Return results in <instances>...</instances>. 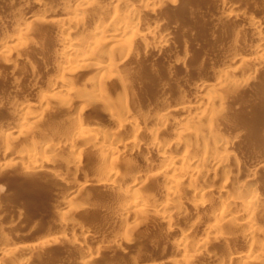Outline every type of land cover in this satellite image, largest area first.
Masks as SVG:
<instances>
[{
  "label": "rangeland",
  "instance_id": "rangeland-1",
  "mask_svg": "<svg viewBox=\"0 0 264 264\" xmlns=\"http://www.w3.org/2000/svg\"><path fill=\"white\" fill-rule=\"evenodd\" d=\"M20 1L22 2L20 3ZM25 1L27 0H0V35L5 31H14L16 24L14 13L16 14L15 11H18L16 9L23 7V5V8H25V5L27 4ZM128 1L131 6L138 9H136L137 15L135 18L139 19L142 24L140 31L141 35L134 36V40H132V51L134 56L132 55L133 58H130V61L128 60L130 63L127 61L128 65L125 64V66H129L130 64L131 67L129 66L130 68H128V70L126 66L125 72L123 70L121 73L122 76L124 75V79H121L124 81L126 79V89L122 91L123 89L121 90L118 88L119 84L116 85L118 83L115 84L116 81H114V83L112 81H107V90L104 88L106 90L103 91L104 95L108 94L107 96L109 97L111 95L113 100L117 99L118 101L127 94L131 96V93L133 92L131 97H135V113H137V111L139 113H137V117H141L142 113L140 114V112L145 111L152 116L153 114L158 115L161 112L162 105H176L179 99L181 100L183 97L194 100H205L207 96H218L219 98H222V114L220 117L218 116L219 118H214L217 121L214 120L215 123L214 121L213 123L216 126V130L221 133L222 131L225 132V134L223 133L224 136L226 138L228 137L231 141L228 154L230 153V157L233 156L235 160L230 158V162L231 160L236 161L237 159L242 163V166L239 169L235 168L234 161V163L232 162V166L230 164L231 167L229 166V170H231V173L229 175L231 178H229L228 181L234 183L233 181L236 179L235 183L238 180L236 184H240L245 178L244 176L251 175L250 173L252 172V175L255 174L254 176H256L257 179V185L255 188L257 187L256 189L259 198L264 201V97L262 96L264 93V64L254 65L252 63L253 67L252 65H249L251 67L246 68L245 71L249 74L245 73V75H247L248 78L251 76L250 79L246 78L247 81H249L245 83L246 85L241 83L242 85L231 87L230 80H228L229 75H227L228 71L234 69V67L236 68V64L260 56V54L253 50L257 45V42L254 44L255 41H257V37L252 34L253 28L251 27L253 26L252 24L254 21H261V17L264 16V4L262 3L264 0ZM98 2L106 4L110 2V0H99ZM249 13L254 16L252 19L244 16V14ZM122 15L123 13L120 16ZM123 16L125 17L126 15ZM86 20L85 23L88 22ZM156 22L157 24L159 23L161 31L164 33L166 32L168 35L169 38L166 42L157 43L152 35H144L145 33L148 34L145 26H151V24H156ZM41 26L39 28L38 25H36L37 29L34 26L33 29L36 31H34L32 35L38 31L37 34H35L36 37L35 35H30L26 41L27 45L18 49L19 55H21L16 62L13 71L3 65V62H0V125L14 124L24 120L25 115L29 113L27 111V114L25 112L24 115V113H20L19 110L22 108V110L26 111L28 105H37V98L31 94L32 89L29 87H19L24 90L20 91L16 86L18 80L30 73H35L37 75L36 84L40 87L45 86L44 88H49V86H51L49 85L51 84V80L49 79L56 76L57 69L54 64L57 59H59V56L61 57V55L64 54L60 50V45L63 35H67L68 32L62 33L59 31L58 27L54 25ZM144 30H146V32ZM69 32H73L74 35L79 33L74 27H69ZM31 37L32 39L29 41V38ZM34 37L35 39H33ZM155 42L161 46L159 48L162 50L157 48L158 46L154 44ZM108 55L109 53L107 50H100V54L97 58H104ZM56 56L58 57L56 58ZM237 59L238 61L235 62ZM52 60L54 61V64ZM90 63L92 65L86 68L87 72H93L95 66H101L103 64L96 58H92ZM131 64H133V66ZM53 65L55 67H53ZM86 71L85 74H88ZM39 76H41L40 78L42 79L39 80ZM122 76L120 75V77ZM237 76L239 75L237 74ZM223 78H227L229 83ZM219 80L221 84L218 83ZM127 81H130L128 82L130 86L127 84ZM86 83V79H80L77 82V88L79 90H85L86 88L88 91H93L94 94H96L95 92L99 93V91H96L90 86H88V88L87 86H84ZM209 83L211 85H216V88L210 89V87H205L201 89L203 85ZM15 86L20 93L16 91L17 89ZM197 96L199 97L195 98ZM201 97L203 99H201ZM51 107H54V104H52ZM54 109L55 116L53 120H55V122L57 121L59 125L61 124L60 122L63 123L64 121L67 122L70 120L72 123L77 119L81 121L84 119L85 121L83 122L88 121V123H96L99 126H104L102 127L103 129H107L108 127L111 128V126L113 127L112 124L109 125L112 122L111 120L108 121L110 118L106 116L108 114H105L107 111L100 109L91 103L85 105L80 103L77 104L76 101L73 100L67 107L65 106ZM31 110L38 111L34 107H32ZM153 111L155 113H153ZM106 117H108V120ZM53 120H50V118L46 119V122L43 120L45 123H42L43 126L40 127L42 129L37 130L38 132L35 131L27 135H22L17 137L16 140L0 141V257L6 255L10 251L8 244H16L18 247L38 245L39 249L34 256L37 257V259L35 258V260L33 257V260L31 259L32 261L30 260L31 263L29 262V264H69L66 261L67 255H69L73 248H76L72 251L77 252L78 256L72 264H87L90 262L87 258L88 251L92 252L99 248L108 247L105 249L104 256L102 255L99 259L100 261H95L94 264H101L102 262L104 264H171L173 259L170 257V254L173 252L175 246L179 244L178 238L181 234L183 235V233L193 234V241L186 244L187 255H192L193 246L195 243H199V241H203L201 242L203 244L206 242L216 250H222L224 248L234 250L241 248V244L239 243L236 234L242 229L238 227L237 224H223V230L221 229V232H218L219 234L216 232L212 233L211 231L208 232L206 227L208 224L206 223L208 222L207 217H209L210 213L215 212V210L218 209L217 207L220 208L221 206L220 203L213 204L216 202L214 199L210 201V204L209 200L211 198L207 200L201 198H197L196 200L195 198L193 200V202L203 200L206 206V211L205 209H194L192 202H190L192 204L187 203V205L183 207L184 209H181L183 214L185 213L184 215L182 214L184 218L182 216L181 218L177 216L173 217L171 219V222H173L171 228H168L169 225L165 224L161 217L159 218L158 213L152 214L154 216L150 215L149 217H145L137 223H132L128 220V224L130 222L131 224L129 225L133 226V236L131 235V242L127 248H125V245L121 246L120 238L122 237V232H120L119 224L122 219H118V217L115 216L118 211H116V208L112 203L114 194L113 196L112 194L109 195V193H107L108 189L106 190V187L103 188L101 186L94 187V189H90L91 191L88 189H84V191L81 188L86 185L84 183H89V181L91 182V180L94 179L97 180V178L99 179L98 173L100 170L97 169V164L99 163L94 162L96 161L93 159L95 158V154L90 151L92 150L90 146L85 145L80 149L79 157H81L82 166H80L81 168H79L78 172H75L71 167L67 168L62 164L64 162L63 160L66 158L65 152H62L63 154L61 152L45 154L44 157L42 156L36 159L31 158L20 161L19 163L12 161L11 159L13 158L10 155L9 157L6 156L7 154H4V151V153L1 152V145L4 143H6L4 145L8 144L10 147L19 151H24L26 148L33 145L42 146L47 142L59 145L63 144L70 138V134L67 131H63V128H60L59 126L54 130L55 132L50 133L44 127V124L45 126H50L49 123L53 122ZM181 122L184 123L183 119H181L180 123ZM177 127L175 125V128L172 126L171 129L177 131L179 128ZM225 127L230 128L226 129ZM41 130L45 131V133ZM124 130L125 129L118 133V135L120 134L119 141L121 142L123 140L125 141L130 134V132H128L130 129L128 130L126 128V130ZM167 133H164V137L167 135V139H172L171 136H169L170 134ZM174 147L171 155L180 156L184 150H181L176 146ZM53 158L57 160L62 159L60 162L61 164L54 166L56 168L53 167L55 172L53 170L45 172L42 170L25 173L26 169L30 168L32 164L39 167L45 166L43 168H46V166H49L48 163H51L50 160H54ZM119 158L122 159V157ZM129 158L132 159L130 160L131 164L138 167L139 171H145L146 168L148 169V167H145V164H143L144 162L141 163L142 158H139L138 156H132ZM124 159L125 158L122 160ZM94 170H98L99 172H95ZM55 173L58 174L56 175ZM212 174L211 176L209 174V177L204 175L201 178L202 180H198V183H201V185L205 183L204 185H206V182H208L207 184H210L211 181L215 179L217 180V177L215 178ZM142 176L143 178L139 182L140 184L142 182L141 186L144 184V191L142 192L146 194L149 189L148 187L151 186L150 180L147 177V173H143ZM230 179H233V181ZM163 184L162 181L159 182L160 186ZM65 186L74 187L77 192H79V189L83 190L82 192L80 191V194L83 193L81 196L79 194L80 199L78 198L73 202V205L75 203L76 205L75 210L72 213L68 212L73 206L70 205L71 203L68 200L70 196H66L63 193L64 197L62 196V198L58 199L56 203L55 201L52 203L53 195L57 192H63L66 188ZM76 191L74 192L76 195L73 194L72 197L77 196L78 193ZM182 192L183 191L181 190V193ZM144 193H141L142 197L145 196ZM182 194L184 195V193ZM157 197L159 196L157 195ZM146 199L147 197L145 200ZM208 205L210 208L207 207ZM67 208L69 209L67 210ZM237 210L238 209H236L235 212L236 215H244L245 212L241 210L240 213V210ZM63 211H67V213L62 214ZM64 221L65 223H68L69 221L76 222L79 225H82V227H76L77 229L72 228V230L64 228V231L59 228L60 226L62 227ZM259 222L260 223H257V225L259 224L258 227H261L260 230L264 229V216H259ZM122 223L124 224V221ZM210 235H218L217 237L219 239L222 238V241L220 240L219 244L217 243L218 241L216 244H212L210 240H207ZM73 238L77 243L81 240V243L79 244L81 245L79 246L81 248H79L77 244L74 243V245L71 243ZM70 243L71 245L69 246ZM238 243L240 246H238ZM72 245L74 247H72ZM119 246L124 247L126 253L118 258L113 257L114 255L112 252L117 251V247ZM70 247H72V249ZM243 248H247V250L250 249L247 246H243ZM80 249H84V251L82 252ZM8 255L10 257L11 255H14V258L11 257L12 261H4L1 264H18L19 261H21L19 258L20 256H16L15 253H9ZM85 255H87V257H85ZM216 263L219 264V260L216 261L212 258L200 257L193 264Z\"/></svg>",
  "mask_w": 264,
  "mask_h": 264
},
{
  "label": "bare ground",
  "instance_id": "bare-ground-1",
  "mask_svg": "<svg viewBox=\"0 0 264 264\" xmlns=\"http://www.w3.org/2000/svg\"><path fill=\"white\" fill-rule=\"evenodd\" d=\"M98 1L99 0H27L25 1L27 2L25 8H23V5V7H19V9H16L18 11H15L16 14L14 13V17L16 20L14 31H5L0 35V62H3V65H5L9 69H12V71L14 70L13 68L15 67L16 62L19 60L21 55H19L18 49H21V47L27 45L26 41L28 37L32 35L34 31H36L35 29H33L34 26L36 27V25H38V27L40 28L41 25H54L58 27L59 31H61L62 33L68 32V34L63 35L60 45V50L64 54L61 55V57L59 56V59H57L55 64L52 60L53 64L56 66L57 72L54 78L49 79L51 80V84L48 83L49 85H51L49 86V88H44L45 86L40 87L38 84H36L37 75L30 72V74L26 75L16 82L17 88H31V94L37 98L38 102L35 106L28 105L26 111L22 110V108L19 110V112H22V114L24 113V115L25 112L27 114L28 111L29 114L25 115L24 120H21L14 124L10 123L11 125L9 123H7L9 125H0V141L16 140L17 137H20L22 135H27L35 131L38 132L37 130L42 129L40 127L43 126L42 123L44 121L46 122V119L50 118V120H53L55 116L54 108H62L65 106L67 107L73 100H75L77 104L80 103L85 105L91 103L96 105L100 109L106 110L107 112H104H106L105 114H108L106 116L110 118L108 120V117H106V119L108 121L111 120L112 123H110L109 125L112 124L113 127L111 126V128L108 127L107 129H103L102 127L104 126H99L96 123H88V121L83 122L85 121L84 119L83 121L77 119L72 123L70 122V120L65 122L63 119L64 122H60V125L57 121L56 123L55 120H53V122L50 121V126H45L44 124V127L50 133L55 132L54 130L59 126L60 128H63V131H67L70 134V138L63 144L60 143L61 145H59L47 142L42 146L33 145L29 148H26L24 151H19L13 147H10V145L8 144L4 145L6 143H1V152L4 151L5 153H3L7 154L6 156L9 157L10 155L13 158L11 160L18 163L20 161L31 158L36 159L38 157H44L45 154L65 152L66 158H63L64 162L62 161V164H64L67 168L71 167L72 170L78 172L79 168H81L80 166H82V160L81 157H79L80 149L82 148V146L88 145L92 149L90 151L95 154V158L92 157L96 160L94 162L99 163H96L97 169L100 170V172L97 170L99 172V179L97 178V180L94 179L91 180V182L89 181V183H84L86 185L83 186L84 188H81L83 190H90L92 188L94 189V187L101 186L103 188L106 187V190L108 189L107 193H109V195L112 194L113 196L114 194L112 203L114 204L116 211H118L117 215L115 216H117L118 219H122L121 223L124 221V224L122 223V225L119 222V228L121 230L119 231L122 232V237L120 238L121 246L125 245V248H127V246L131 242V237L133 236V226L129 225L131 224L130 222L137 223L145 217H149L150 215L154 216L152 214L158 213L159 218L161 217L163 219L161 220L165 224L169 225V227H167L171 228L173 223L171 222V219L175 216L180 218L181 216L183 217L185 213L183 214L181 209H184L183 207H185L187 203L192 202V206H194V209L203 210L206 208L203 200L195 202H193V200L195 198L196 200L197 198L205 200L211 198L209 202L214 199L216 202L212 203H220L221 206L220 208L217 207L218 209L215 208V212L210 213L209 217H207L208 222L206 223L208 224L206 227L208 232L211 231L212 233H218L222 229L223 224L225 225V223L231 225L237 224L238 227L242 229L240 232H238V234H236L241 246L239 243V245H237L241 248H237L234 250H231L229 248L220 250L217 248L218 250H216L213 246L208 245L206 242L205 243L207 245L205 243H201L203 241H199V243L194 244L192 255H187L186 244L193 241V234L183 233V235L181 234V236L178 238L179 244L175 246L173 252L170 254V257H172L173 259L171 264H193L200 257L212 258L216 261L219 260V264H264V229L260 230L261 227H258L259 224L257 225V223H260L259 216H264V201L259 198V194L256 189L257 187L255 188V186L257 185V179L256 176H254L255 174L252 175V172L250 173L251 175L244 176V179L241 178L243 180L240 184H236L238 180L235 183L236 179L234 178V181L233 179H230L234 183H230L228 181L229 178H231V176L229 175L231 173V170H229V166L230 164L232 166V162L235 160L233 156L230 157V153L228 154L229 147L231 146V141L228 139V137L226 138L224 136L225 132H218L214 124L215 121H217L214 118L217 119L222 114V98H219L218 96H207V98L204 100L202 98L205 95L204 94L201 97V99L203 100H194L182 96L183 98L181 97L182 99H179L176 105H174L173 102V106H170L171 104L169 105L163 103L164 105H162V109L160 110L161 112L159 111L160 114L158 115L153 114L152 116L151 114H147L148 112L145 111L140 112V114L142 113L141 117H137L139 113L138 111V114L135 113V97H131L133 92L131 93V96L127 94L118 101L117 99L113 100L111 95V98L107 96L108 94L104 95L103 91L106 89L107 81H112L113 83L114 81H116L115 84L117 82L118 83L116 85L119 84L118 88H120L121 90L123 89L122 91L126 89V79L125 81L121 79L124 76H122L121 73L123 70L125 72V67L128 65L127 61L130 58H133L132 40H134V36L139 34L141 35L140 31L142 24L139 19L135 18L138 9L136 8V10L134 6H131L128 0H110V2L106 4H101ZM21 2L22 1H20V3ZM262 3L264 4V1ZM120 13L126 15V18L123 15L122 16L124 18L120 16ZM244 16L251 19L252 17H254L250 13L244 14ZM261 18V21H254V23L252 22L253 26L251 27L253 28L252 34L257 37L256 39V37L254 36L257 41H255V39L253 38L255 41L254 44H256L257 42V45H254L255 47L253 50L260 54V56L257 55L259 57L252 60L242 62L240 60L241 63H238L239 65L236 64V68L234 67V69L227 72V75H229L228 80H230L229 82L231 84V87H237L238 85H242L241 83L245 84L249 82L247 81V79H250L251 76L249 75L250 77L248 78L247 75H245V73H247L245 71L246 68L251 67L249 65H252L253 67V64H264V16H262ZM85 20L88 22L85 23ZM69 27H74V29L79 33H77V35H74V31L72 33L69 32ZM145 28L148 31V34L145 33L144 35H152L156 39L157 43L166 42L169 38L166 32L164 33L161 31V27L159 23L157 24V22L156 24H151V26H145ZM146 30L144 31L146 32ZM37 32H35L34 35L37 34ZM35 37L33 39H35ZM30 39H32V37L29 38V41ZM154 44H156V42ZM156 45L158 46H155L157 48L161 47L158 44ZM100 50H107L109 55L104 58H97V56L100 54ZM159 50L162 49L159 48ZM57 57L58 56H56V58ZM92 58L99 59L103 64L101 66H95L93 72H87L86 68L92 65L90 63L92 61ZM237 61L238 59L235 60V62ZM125 64L127 65L125 66ZM54 65L53 67H55ZM131 65L133 66V64ZM129 66H127V69L131 67ZM85 71L88 74H85ZM237 74L239 76H237ZM120 75L122 77H120ZM40 77L41 76L38 77L39 80L42 79ZM80 79H86L87 83L84 86H87V88L88 86H90L96 91H99V93L95 92L96 94H94L93 91H88L86 88L85 90H79L77 88V82ZM225 79L227 80V78ZM228 80L227 83H229ZM128 82L130 81H127V84ZM218 83L221 84L220 80ZM128 85L130 86V84ZM205 87L215 89L216 85H211L209 83L207 85H203L201 89ZM21 88H19V90L24 91ZM19 90L17 89L16 91L18 92ZM262 96L264 97V93ZM198 97L199 96L195 98ZM52 104H54V107H51ZM32 107H34L38 111L31 110ZM153 113L155 112L153 111ZM181 119H183L184 121V123L181 122L183 124L180 123ZM175 125L176 127H179H177V131H173L171 129L172 126L175 128ZM126 128L128 130L130 129V131H128L130 132L129 137L126 138L125 141L122 139L123 141L121 142L119 141L120 134L118 135V133L120 131L122 132L123 129L126 130ZM43 130L41 131L45 133V131ZM165 132H168L170 134L169 136H171L172 139H167V135L166 137H164ZM174 146L180 148L181 150H184L183 153L180 154V156L171 155L172 149L175 148ZM132 156H138L139 158H142L141 163L144 162L143 164H145V167H148V169L146 168L145 171H139L138 167L134 166V164H131L130 160L132 159H130L129 157ZM119 157L125 159L122 160ZM230 158H233L234 160H231L230 162ZM61 160H50L51 163L49 162L50 164L48 163L49 166H46V168H43L45 166L39 167L35 164H32V168H27L26 171H24L25 173L42 170H44V172L52 171L54 166L61 164ZM234 162L235 168H241L242 163L239 160L236 159V161ZM98 166L101 169H99ZM53 171L55 172V170ZM143 173H147V177L150 180L151 185H149L150 187L146 186L149 188H147L148 191L146 189V194L142 192L144 191V184L143 186H141L142 182L141 184L139 182L143 178ZM209 174L210 176L211 174L214 175L215 178L217 177V180L215 179L210 183V179V184H207L208 182H206V185H204L205 183L202 185L201 183H198L204 175L208 176ZM160 181H162V184L164 181V184L162 186H160L161 184L159 185ZM65 187L66 188L65 190H63V192H57L53 195L52 203H54V201L56 203L58 199L66 195L70 196L68 200L71 204H69L73 205V202H75V200L78 199L81 194H83H80V191H83L81 189H79V192H77L74 187ZM181 190L183 191L182 193H184V195L181 193ZM75 191L78 194L77 196L72 197ZM141 193H144L145 196L142 197ZM157 195L162 199L157 197ZM146 197L147 199L149 197V199L145 200ZM75 205L76 203L72 206V208H67V210L69 209L68 212H74ZM209 205L207 207H209ZM236 209L240 210V213L241 210L245 212L244 215H236ZM64 213H67V211L62 212V214ZM128 220H130L129 224ZM62 227L60 226L59 228L63 230L64 228L72 230V228H80L82 227V225L70 221L68 223H65L64 221V223H62ZM170 230L173 231L172 229ZM217 236L210 235V237L206 238L207 240H210L212 244H216L217 241V243L219 244L222 238L219 239ZM80 241L81 240H79V242L77 243L73 238L71 243H75L79 247L81 246L79 245L81 243ZM71 243L69 244V246L71 245ZM8 246L10 251L6 255H2L0 257V264L4 261H12L11 257L14 258V255H11L10 257L8 255L9 253H15L16 256H20L19 258L21 259V261H19L18 264H29V262L31 263L33 259H37V257L34 256L37 254V250L39 249L38 245L27 247L23 245L24 247H18L16 246V244H8ZM121 246L117 247V251L112 252V254L114 255H112L113 257L118 258L121 257L122 254L126 253L125 248ZM243 246H247L250 249H244ZM72 247L74 246L72 245ZM72 247L70 248L72 249ZM106 248L108 247L99 248L96 249V251L92 252L88 251V257L87 255H85V257H87L90 262L87 264H94L95 261L99 262V259L104 254ZM72 250L71 252L69 251L70 253L66 258V261L69 264L74 263L75 259L78 256L77 252ZM83 251L84 249L82 250V252Z\"/></svg>",
  "mask_w": 264,
  "mask_h": 264
}]
</instances>
